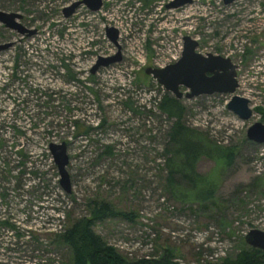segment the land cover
Instances as JSON below:
<instances>
[{
    "label": "rangeland",
    "instance_id": "374dc122",
    "mask_svg": "<svg viewBox=\"0 0 264 264\" xmlns=\"http://www.w3.org/2000/svg\"><path fill=\"white\" fill-rule=\"evenodd\" d=\"M73 1L0 0L1 9L22 13L23 17L19 20L26 26L37 28L35 36L46 35L54 44L51 50L58 58L71 60L77 70L79 65L83 70L87 69L96 53L112 54L117 50L116 44L104 36L108 25L117 26L121 33L119 43L125 52L123 59L101 68L92 76L99 83L91 85L98 92L97 97L101 95L99 101L89 100L92 97H87L86 90L81 95L83 101L86 100L84 105H92L102 111V128L90 131L93 140L97 138L95 135L98 131L104 130L106 148L104 153L93 157L96 159L92 162V170L93 167L83 169L84 163L79 158L83 143L73 141L69 146L73 154L68 167L73 191L72 201L67 199L70 203L65 211L64 226H69L82 216H91L89 202L98 198L107 200L116 209L134 211L137 215L134 219L122 215L107 216L97 219L94 224L96 232L124 254L130 250L139 254L150 252L155 256L170 252L175 262L183 264H202L220 261L229 255L235 256L245 246L242 240L245 239L244 230L258 227V221L264 220H259L264 216V143L247 136V128L252 122H264V0H234L231 3L224 0H193L178 7H168L170 0H104L99 10H92L82 3L71 15L65 16L64 7ZM139 32H146L149 54L146 61L138 54L131 53L132 50L139 51V46L145 43ZM186 34L199 40V51L230 56L238 64V79L242 82V88L238 91L252 98L250 106L253 115L244 119L228 107L227 99L232 96L230 93L180 97L186 107L184 120L187 124L218 144L232 145L236 149L230 165L207 156L198 161L199 171L211 173L218 180L215 200L204 204L196 200L182 202L167 187V156L163 150L172 118L165 117L157 108L152 114L142 108L145 103L155 107V101L150 100L141 87L157 86L156 79L145 70L153 63L154 49L159 47L162 52L166 50L167 43L180 38L179 35L184 39ZM34 35L26 34L27 37L23 39L35 45V39H31ZM21 36L17 30L0 22V41ZM16 51L15 46L1 51L0 62L5 61L6 55L14 59ZM52 53H39L38 61H35L32 53L24 57V65L39 82L59 88L69 86L71 89L70 81L65 84L69 77L64 76V80L63 76L56 74V64L60 61L54 60ZM133 56L136 57L134 60ZM133 61L136 64L131 74L134 78L126 81L125 87L137 101L138 107L132 103L134 108L128 103L132 97L118 103V94L114 93L120 84L116 82L120 76L118 70L125 63L131 64ZM35 62L44 67L48 64L44 71L48 72L40 76L42 73L40 68L35 67ZM52 71L55 75L47 76ZM3 73L1 63V82ZM6 87L0 83V217L13 216L32 235L25 236L22 227H1L0 264H64L71 257L70 247L53 241L55 233L47 234L48 230L60 231V214L52 204L63 197L58 199V194L48 191L41 196L33 189L36 187L34 182H28L31 187L24 190V178L21 177V184L18 185L19 179L12 172L17 161L6 132L7 123L14 118L8 110L7 92L13 91L19 95L24 92H20L17 86H10L9 91ZM38 103L34 101L29 108ZM157 106L160 109L159 103ZM12 112L16 115V110ZM36 119L43 121L38 115ZM52 120L55 124L52 116L49 125ZM86 128L83 126L80 129ZM218 139L227 142L220 143ZM94 144L97 145L96 142ZM4 192L6 194H2ZM151 230L156 232L152 249L148 246ZM42 247L49 251L42 250Z\"/></svg>",
    "mask_w": 264,
    "mask_h": 264
},
{
    "label": "built area",
    "instance_id": "2783aa9c",
    "mask_svg": "<svg viewBox=\"0 0 264 264\" xmlns=\"http://www.w3.org/2000/svg\"><path fill=\"white\" fill-rule=\"evenodd\" d=\"M171 1V0H170ZM164 3V2H163ZM38 32V29L35 33ZM34 33V34H35ZM32 34V35H34ZM68 33H65V35ZM146 32H139L140 38L145 42L142 46H139L140 50L135 51L132 50L131 53H136L139 56L142 57V60L146 61V57L149 55L147 51V42L145 38ZM31 36V35H30ZM54 36V35H53ZM105 37H108L107 34L104 33ZM25 36L22 34L21 37L14 38L12 45L10 47H17L16 55L14 56V59H9V57L6 55V59L2 63L4 66V73L2 76V83L3 85H7L6 89L9 91L10 86H17V89L20 92H24L22 95H19L13 91L7 92L8 98H9V113L10 116H14L12 119V122L7 123L6 132L9 136L8 143L13 154L16 157V163H15V169L12 170V172L15 175H21L22 178H24L23 187L22 189L27 190L31 186L28 182H34L36 183V187L33 188L37 192L41 193L42 195H46L47 191L54 194H58L56 197L62 200H58L56 204H52L53 209L60 214V227L59 230L62 231L64 229V221L66 218V212L67 211V205L68 200L70 199L72 201L71 193L67 192L60 183V173L58 165L55 161L54 155L50 148L51 142H61L62 140H66L68 142V152L70 155V161L67 165V167H70L69 164L71 162V159L73 157V154L69 151V146L73 143V141L82 142L84 146H80V154L79 158H82V162L84 163L83 169L91 168L94 170L93 160L96 158H93L94 156H99L101 153H104L106 148V136L104 130H100L97 132L95 137L96 139L92 140V131L94 129H101L102 127V121H103V115L102 111L99 110L97 107L94 108L92 105H84L86 100L83 101V98L81 95L85 94V90L88 92L87 97L96 101L100 99L101 95L99 94V97H97V91L94 90V88L91 87V85H95L96 82L94 79H92V76H94L95 73L99 72V70L103 67H107L108 65H101L95 72L92 71V67L94 63L96 62L99 55H102V53H96L97 55L93 62L90 64V66L83 70L81 65L78 66V70L76 68V65L74 62H71V60L65 59L60 60L55 54V51L53 52L54 44L48 40L47 36L44 37L40 36H33L31 39H35L33 41L35 45H31V42H25L26 39H23ZM121 37V33L119 34V38ZM180 38L173 39L172 43H167L166 50L163 49L162 52L159 51V47L154 49L155 53L152 56L153 58V65L158 67L166 66L169 63H172L176 60H178L183 52L184 48V39L183 36L179 35ZM118 38V41H119ZM110 39V38H109ZM111 40V39H110ZM112 41V40H111ZM140 41V40H139ZM113 42V41H112ZM19 44V46H17ZM121 45V43H120ZM157 47V46H155ZM7 48V49H8ZM19 49V50H18ZM118 49V48H117ZM5 50V49H4ZM122 50V48H121ZM3 51V50H1ZM0 51V52H1ZM117 51V50H116ZM115 51V52H116ZM38 52V53H36ZM43 52L45 55L52 53L54 56V60L60 61V63L56 64L55 68L56 74L58 76H68V81H65L67 84L71 83L74 90H71L69 86H62L63 88L55 87L51 85L50 83H43L39 82L35 77L32 76V73H30L27 69V67L24 65V57H29L32 53L35 55V61L40 60L39 53ZM75 53H78L77 51ZM123 57L125 55V52L122 50ZM129 54V52H128ZM109 55V54H104ZM76 57V56H75ZM122 57V59H123ZM136 57L133 56V60ZM121 59V60H122ZM120 60V61H121ZM13 61H16L17 63ZM119 62V61H117ZM66 63L71 68V70L74 72L75 75H69V69L68 66H66ZM116 63V62H114ZM15 64H17L15 68ZM113 64V63H111ZM109 64V65H111ZM35 67L40 68L39 71L42 74H39L40 76H43L44 73H47V66L44 67L39 66L34 63ZM135 62L133 61L131 64L125 63V66L123 68H120L118 72H120V76L116 78V74L113 76L116 78V82L120 83L117 85V90L114 92L115 94H118V103H121L124 101H128V97H132V100L128 101L130 106H132V103L137 104V101L133 97V93L130 90H127L125 87L126 81L133 80L134 76L132 74V69H135L134 67ZM44 72V73H43ZM55 75V73L52 71L49 73V75ZM81 77H84L83 79ZM76 78H78L76 80ZM66 80V78H64ZM80 86L79 88L77 86ZM157 86L152 84L150 87L148 86H141L145 93L148 94V97L150 100L155 101V107L149 103H145L142 105V108L145 109L149 113H154V110L156 108L161 112L162 115L167 117L168 115L163 112V110L160 107V102L164 96V94L167 92L166 87L160 83L156 79ZM99 84V83H98ZM242 88V82L241 79L239 80V86L237 87L236 92L238 89ZM114 89L111 91L113 92ZM27 91V93H26ZM239 94V91L237 92ZM70 95H73L71 97ZM248 95V94H247ZM249 99H252L248 95ZM82 99V100H81ZM230 98L227 99L229 101ZM39 101L37 106H32L29 108L30 104H32L34 101ZM77 100H81L82 102H78ZM116 101L115 99H112ZM254 100V98H253ZM97 101V102H98ZM159 103L158 108L157 104ZM12 110H16V115L12 112ZM40 116L42 122L37 121L36 116ZM55 118V124H53V120H49L51 117ZM87 127L86 129H80ZM99 126V127H98ZM90 127V128H88ZM47 128V129H46ZM46 129V130H45ZM123 139V138H122ZM85 141V142H83ZM97 143L95 145L94 143ZM218 142H227L225 140L218 139ZM14 143V144H13ZM7 145V143H6ZM23 149L27 153V158L25 164H21L20 161L23 159L22 156L17 152L18 150ZM87 153V154H86ZM24 169V172L22 173V170ZM69 170V168H68ZM70 172V170H69ZM92 172V171H91ZM93 173V172H92ZM71 174V173H70ZM72 179V177H71ZM29 180V181H28ZM73 189V186H72ZM73 191V190H72ZM65 201V202H64ZM71 205V204H70ZM11 217V216H10ZM12 221H15L16 219H13V216L10 218ZM264 219V216L261 217L259 220ZM260 225L257 224L258 227L264 229V220L258 221ZM20 221H17V227L22 230H25L23 233L25 236H31L32 233L30 230L25 229L24 226H20ZM22 224V223H21ZM23 225V224H22ZM250 228H247L244 230V234H246L249 231ZM53 231V230H48ZM47 231V232H48ZM59 232V231H58ZM149 242L148 246L150 249L153 247L152 240L156 236V232L151 230L149 231ZM124 246V245H123ZM151 246V247H150ZM129 257L131 258H142V257H153L155 255H151V253L147 252L145 254H139L135 253L134 251L130 250L127 252Z\"/></svg>",
    "mask_w": 264,
    "mask_h": 264
},
{
    "label": "trees",
    "instance_id": "16d2710c",
    "mask_svg": "<svg viewBox=\"0 0 264 264\" xmlns=\"http://www.w3.org/2000/svg\"><path fill=\"white\" fill-rule=\"evenodd\" d=\"M66 66H68L67 63ZM68 69L69 75H75L69 66ZM160 107L172 118L163 150L167 156V187L175 195V198L182 202L196 200L204 204L214 201L218 180L211 173L199 171L198 161L203 156H207L216 158L225 165H230L235 158V146L220 145L205 133L187 124L184 120L186 109L184 102L169 91L164 94ZM17 152L23 158L20 163L24 165L27 153L23 149ZM16 178L19 179L18 185H20L21 175H16ZM89 205L92 207L91 216H82L76 219L69 226H65L62 231L47 232V234L55 233L56 237L53 241L70 247L71 257L64 264H183L175 262L170 252L149 258H131L124 254L99 232H96L94 224L97 219L107 216L122 215L134 219L137 216L136 213L116 209L107 200L98 198H93ZM10 216L0 217V228L3 226L17 227ZM18 234L21 235L20 230H18ZM242 240L245 246L235 256L229 255L220 261H208L202 264H264V250L248 244L244 238ZM36 241L43 245L41 240L36 238ZM42 250L49 251L45 247H42Z\"/></svg>",
    "mask_w": 264,
    "mask_h": 264
},
{
    "label": "water",
    "instance_id": "95a60500",
    "mask_svg": "<svg viewBox=\"0 0 264 264\" xmlns=\"http://www.w3.org/2000/svg\"><path fill=\"white\" fill-rule=\"evenodd\" d=\"M193 0H172L168 2V7H178ZM231 3L234 0H224ZM104 0H75L66 5L63 9L65 16L71 15L82 3H85L92 10H99ZM23 14L18 11H8L0 8V22L5 26L15 29L20 33L32 35L37 31L35 27L26 26L19 19ZM107 36L117 45L115 53L109 55H99L92 67L95 72L101 65H109L120 61L123 57L121 45L118 41L120 30L117 26L108 25L106 27ZM12 41H0V51L7 49ZM199 40L190 34L184 35V49L181 57L163 67L152 65L146 66L145 70L151 74L168 91L177 97L186 96L192 98L200 94H212L215 92L233 93L229 99L228 107L237 113L241 118L249 119L253 115V108L250 106V99L244 95L236 93L239 86L238 64L228 55L220 53H203L197 49ZM187 88V91L182 89ZM247 136L256 142L264 143V122L256 120L247 128ZM51 151L59 168L60 183L67 192H72V179L68 170L70 155L68 152V142H51ZM248 244L264 250V229L252 227L245 234Z\"/></svg>",
    "mask_w": 264,
    "mask_h": 264
},
{
    "label": "flooded vegetation",
    "instance_id": "af4514ba",
    "mask_svg": "<svg viewBox=\"0 0 264 264\" xmlns=\"http://www.w3.org/2000/svg\"><path fill=\"white\" fill-rule=\"evenodd\" d=\"M152 66H154L153 64H151ZM156 67H158V66H156ZM183 87V90L184 91H187V88L186 87H184V86H182Z\"/></svg>",
    "mask_w": 264,
    "mask_h": 264
}]
</instances>
